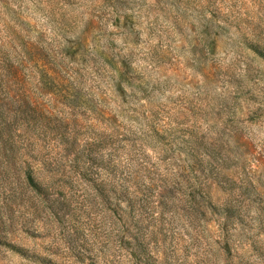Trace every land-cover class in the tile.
I'll list each match as a JSON object with an SVG mask.
<instances>
[{
  "label": "rangeland",
  "instance_id": "rangeland-1",
  "mask_svg": "<svg viewBox=\"0 0 264 264\" xmlns=\"http://www.w3.org/2000/svg\"><path fill=\"white\" fill-rule=\"evenodd\" d=\"M0 264H264V0H0Z\"/></svg>",
  "mask_w": 264,
  "mask_h": 264
}]
</instances>
